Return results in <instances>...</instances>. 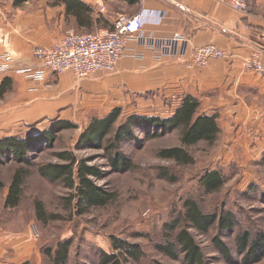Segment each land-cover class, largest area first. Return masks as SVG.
Returning <instances> with one entry per match:
<instances>
[{"label": "crops", "instance_id": "obj_1", "mask_svg": "<svg viewBox=\"0 0 264 264\" xmlns=\"http://www.w3.org/2000/svg\"><path fill=\"white\" fill-rule=\"evenodd\" d=\"M12 1L0 0V57H8L0 60V65L8 64L10 69L34 65L32 52L36 45H48L69 28H78L74 18L66 17L63 4L25 0L16 5ZM80 1L89 5L94 16L101 14L112 24L122 13H157L155 20L145 21L139 36L180 34L186 39L184 53L157 55L132 40L114 74L95 73L82 82L71 71H46L40 81L14 71H0V85L5 81L0 96V138L26 137L47 128L55 118L66 120L60 110L77 107L76 100L84 95H98L100 84L104 90L111 88L117 93V102L110 109L130 106L134 110L127 116L156 113L167 117L184 95L194 96L200 101L201 113L217 117L224 134L220 157L230 162L242 155L257 159L263 154L264 78L244 69L243 63L258 48L263 50L264 62V0H251L248 12L236 11L223 0ZM107 2L117 5L118 10L107 6ZM207 43L223 49L227 56L210 59L204 67L188 66L192 49ZM18 123L21 131L10 128ZM41 124H45L43 129L35 128ZM30 235L27 228L10 231L0 227V264H34L39 253Z\"/></svg>", "mask_w": 264, "mask_h": 264}, {"label": "rangeland", "instance_id": "obj_2", "mask_svg": "<svg viewBox=\"0 0 264 264\" xmlns=\"http://www.w3.org/2000/svg\"><path fill=\"white\" fill-rule=\"evenodd\" d=\"M106 4L118 10L117 5L110 2ZM69 30L87 32L78 28ZM115 72L106 74L112 75ZM98 90H101L98 95H84L76 100L79 104L77 107L60 110L61 116H66V120L75 125L60 131L51 146H41L40 150L30 156L29 165L16 160L0 164V179L4 184L0 189V227L10 231L24 228L29 230L39 253L34 264H51L45 251L53 248L58 241L66 240L70 241V247L65 264H100V252L112 250V237L136 244L143 251V256L137 261L129 257L126 264H184L183 254L178 250L171 257L160 252L157 246L166 243L165 236L168 233L164 230V224L177 216L183 208V201L191 197L206 212L222 206L232 210L238 223L233 231L220 232L214 225L205 235L198 234L192 228L188 229L203 254L205 264H243L235 246V235L241 231H248L252 235L264 234V152L257 159L241 156L239 152L241 157H234L235 160L227 162L228 158L219 156L223 153L224 143V134L220 132L217 141L213 143L200 141L184 147L193 160L178 164L159 155L163 148L181 146L178 130L155 138H148L144 133L135 131L132 139L125 138L121 144L118 143V150L130 160L131 168L116 171L110 166L109 150L79 144L83 131L93 117H103L106 111L116 108L114 106L110 109L117 102V93L111 88L104 90V85L100 87V84ZM123 108L125 110L122 109L108 137H112L115 127L126 119V114L135 113L130 106ZM45 124L35 128L43 129ZM20 127L19 123L10 126L17 131H21ZM61 151L73 153L78 160H85L101 172V177L93 178V181L112 193L108 204L91 207L79 214L72 207L75 201L69 203L70 190L60 181L50 180L41 174L45 164L62 161L58 156ZM22 168L26 170L22 200L17 207L7 208L4 206L7 185L14 171ZM208 169L220 170L226 179L222 189L213 194H205L198 182ZM35 201L42 203V220L34 212ZM180 223L183 225L185 221ZM214 237L228 245L230 257H224L219 252ZM249 264H264V256Z\"/></svg>", "mask_w": 264, "mask_h": 264}, {"label": "trees", "instance_id": "obj_3", "mask_svg": "<svg viewBox=\"0 0 264 264\" xmlns=\"http://www.w3.org/2000/svg\"><path fill=\"white\" fill-rule=\"evenodd\" d=\"M25 0H15L20 4ZM134 3L136 0H126ZM53 4H63L66 17H72L78 29L87 32L105 27L112 29L113 25L103 15L94 16L89 5L80 0H51ZM5 91V81L0 85V96ZM122 109L116 107L103 117H93L83 131L79 144L94 149L109 150L110 166L116 171H126L131 168L130 160L118 150L125 138L132 139L135 131H140L148 138L158 137L166 132L178 130L181 146L163 148L159 151L160 157L173 160L178 164L190 163L193 159L184 149L200 141L213 143L217 141L220 127L215 114H205L200 111V101L194 96L184 95L172 115L161 117L158 115L131 114L121 121L114 129L112 137H108L120 116ZM75 123L68 120H54L47 128L33 132L26 137L10 136L0 138V164L9 160H16L21 164L29 165L32 154L40 150L41 146H51L57 134L63 129L71 128ZM60 163H48L41 168V174L53 181H60L70 190L68 199L72 207L84 213L91 207H101L110 202L112 193L96 185L93 178L101 177V172L94 165H88L85 160H78L69 151H61ZM264 160V155H263ZM77 166V167H76ZM25 169H17L11 176L4 197V206L17 207L22 200V186L25 178ZM199 186L205 194H213L222 189L226 179L218 169H208L199 178ZM4 187L0 179V189ZM182 210L164 224L166 243L157 246L160 252L175 256L178 250L183 254L184 264H205L203 254L188 231L189 228L198 234H207L212 226L218 230L233 231L237 220L232 210L222 206L215 211H203L199 203L188 197L183 201ZM34 212L39 220L44 219L42 203L34 202ZM183 225L180 222H184ZM175 232V233H174ZM214 244L224 257H230L228 245L218 237L213 238ZM235 246L241 255V262L249 264L257 262L264 256V234L252 235L248 231H241L234 237ZM70 241H58L53 248L45 253L51 264H65L68 258ZM111 252H100V264H126L129 257L138 260L143 251L138 245L129 243L121 238H111Z\"/></svg>", "mask_w": 264, "mask_h": 264}, {"label": "built area", "instance_id": "obj_4", "mask_svg": "<svg viewBox=\"0 0 264 264\" xmlns=\"http://www.w3.org/2000/svg\"><path fill=\"white\" fill-rule=\"evenodd\" d=\"M236 11L248 12L251 0H223ZM157 13L119 14L113 20L112 29H100L95 32H74L68 30L48 45H36L33 48L34 65L10 69L2 63L0 71H14L32 80L40 81L47 72L60 74L71 71L77 80L95 73H112L120 59L128 54L127 43L137 41L155 51L157 55L175 56L184 53L186 39L180 34L172 37H140L145 21L155 20ZM158 21V20H156ZM263 50L258 48L244 60L246 70H252L264 78ZM227 52L214 44L207 43L192 49L188 66L204 67L213 58H225ZM1 61L8 60L3 55Z\"/></svg>", "mask_w": 264, "mask_h": 264}]
</instances>
